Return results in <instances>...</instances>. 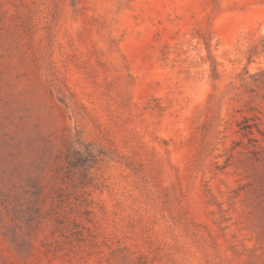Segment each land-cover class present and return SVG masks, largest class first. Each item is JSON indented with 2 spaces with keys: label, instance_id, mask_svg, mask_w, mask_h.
<instances>
[{
  "label": "rangeland",
  "instance_id": "rangeland-1",
  "mask_svg": "<svg viewBox=\"0 0 264 264\" xmlns=\"http://www.w3.org/2000/svg\"><path fill=\"white\" fill-rule=\"evenodd\" d=\"M0 264H264V0H0Z\"/></svg>",
  "mask_w": 264,
  "mask_h": 264
}]
</instances>
